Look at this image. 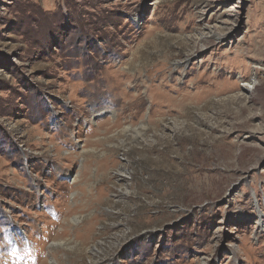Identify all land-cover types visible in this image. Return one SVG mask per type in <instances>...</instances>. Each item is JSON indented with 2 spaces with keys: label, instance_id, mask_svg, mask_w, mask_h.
<instances>
[{
  "label": "rangeland",
  "instance_id": "obj_1",
  "mask_svg": "<svg viewBox=\"0 0 264 264\" xmlns=\"http://www.w3.org/2000/svg\"><path fill=\"white\" fill-rule=\"evenodd\" d=\"M0 264H264V0H0Z\"/></svg>",
  "mask_w": 264,
  "mask_h": 264
}]
</instances>
